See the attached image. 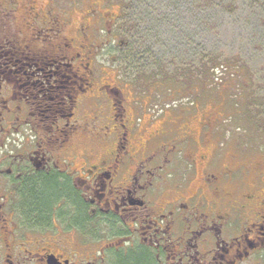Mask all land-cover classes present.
<instances>
[{
  "label": "flooded vegetation",
  "instance_id": "flooded-vegetation-1",
  "mask_svg": "<svg viewBox=\"0 0 264 264\" xmlns=\"http://www.w3.org/2000/svg\"><path fill=\"white\" fill-rule=\"evenodd\" d=\"M79 10L0 0V264H264V156L96 65L116 18Z\"/></svg>",
  "mask_w": 264,
  "mask_h": 264
},
{
  "label": "rangeland",
  "instance_id": "rangeland-1",
  "mask_svg": "<svg viewBox=\"0 0 264 264\" xmlns=\"http://www.w3.org/2000/svg\"><path fill=\"white\" fill-rule=\"evenodd\" d=\"M60 2H76L77 20L94 5L115 15L96 65L112 66V77L138 97L147 94L162 108L171 100L173 111L198 98L205 111L222 115L225 156L238 145L264 156V0H227L230 10L211 0ZM133 2L138 20L128 10Z\"/></svg>",
  "mask_w": 264,
  "mask_h": 264
},
{
  "label": "trees",
  "instance_id": "trees-1",
  "mask_svg": "<svg viewBox=\"0 0 264 264\" xmlns=\"http://www.w3.org/2000/svg\"><path fill=\"white\" fill-rule=\"evenodd\" d=\"M226 1L227 0H211V2L213 3V7L218 8L220 6V8H222L224 10H230L231 5L230 4L226 5V3H225ZM232 1H235V0H232ZM137 2L142 5L145 1H137ZM122 8H124V7H122ZM128 10L130 11L131 16L133 18H137V20L139 19V15H140L139 5H137L133 2L130 5V7H128Z\"/></svg>",
  "mask_w": 264,
  "mask_h": 264
}]
</instances>
